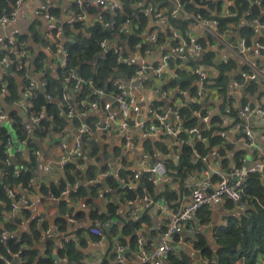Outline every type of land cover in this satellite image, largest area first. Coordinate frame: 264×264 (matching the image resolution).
I'll return each instance as SVG.
<instances>
[{"label":"crops","instance_id":"crops-1","mask_svg":"<svg viewBox=\"0 0 264 264\" xmlns=\"http://www.w3.org/2000/svg\"><path fill=\"white\" fill-rule=\"evenodd\" d=\"M113 1L118 4L120 11H123L124 6L135 10H139L140 7H148L152 0H135L132 3H126V0ZM90 5H93L97 11L88 12L87 9ZM168 7L170 6L168 5ZM79 9H81L85 18L74 20V15L81 13ZM162 10L161 17L151 18L149 16L144 26H137L133 23L127 25L123 32H118L119 34L110 40V44H113L119 50L121 48L125 49L126 58L124 59L130 60L132 64L147 65L148 67L156 66L160 63L163 52H168L173 47L170 45L173 42L170 36H165L166 39L162 43L157 41L152 43L148 40L149 33L156 32L157 37H159V34L166 30L168 20L165 13L168 9L162 8ZM101 12H106L105 8L95 4L92 0H80V4L78 0H23L17 7L15 20L4 26L0 25V110L6 115L0 123L7 129L8 136L11 139L8 158L18 153L22 156L23 161H27V163L19 162L15 168L14 177L17 179L22 171L28 170L30 172L28 184L32 180L28 186L23 185L19 180L10 182L5 186V199L0 197L2 216L0 220V241L11 236L19 239L22 233L31 236L33 234L31 224L33 223L39 229V235L36 237L37 243L33 241V247L38 249V255L40 256H46L47 252L51 250L55 264L65 261V256L60 257L57 252L59 248L70 241L73 243V248L79 252V260L82 264H116L115 243L124 246L123 256L125 261L135 260L136 250L129 246L130 235L123 232L129 221H139L136 228L134 226L131 228L142 237L145 247L153 249L161 242V230L163 224L167 221V212L172 207L189 200L191 187L197 180L203 178V170L211 167L227 171L233 166L250 165L256 154L264 153V133H262L263 142L261 145H256L248 162V153L242 145V131L235 128L236 124L242 121L238 115V109L241 106L250 104L254 107L264 108V86L256 80L242 81V70L236 63H234L233 68L226 71L215 67L216 63L221 62V56L217 54L216 47L209 46V36L201 28H191L190 34L201 45L202 52L198 53L192 46L187 47L184 58L172 59L168 66L162 68L161 76L166 82L171 79L178 80L179 78L190 77L191 79L186 81L187 86H196L198 82L196 76L192 73V68L198 66L206 72L207 84H215L217 77H225L227 80L223 82V85L218 86L216 84L215 87L210 88L208 98L204 104L212 115H222L225 118L224 124H218L225 132V136L224 138L220 137L222 146L220 144L213 146L205 154L207 156L206 160L192 156L191 160L194 164L197 160L201 161L200 170L188 172L189 174L187 173L183 182L175 175L177 169L171 165L173 163L176 166L179 163L181 147L170 145L169 139L164 138V134L159 133L151 137L142 136L138 138L135 146L126 151L122 139L115 129V124L119 121L118 113L116 119L110 122V130L104 134L93 130L94 122L103 121V114L96 109H87L86 114L82 117L65 118L59 114L65 120V124L60 129L54 128L55 123L52 117L48 116L47 120L53 123V126L50 124L47 133L42 137L30 136L32 121L27 113L28 82H35L36 87L41 90H44L47 85L53 91L52 93H55L54 95L57 94L60 85L59 69L62 55L61 50L55 51V49L48 46L49 40L46 34L49 23L51 21L55 22L61 39L65 40L68 37L63 36L62 27L67 26L66 28H69L70 31L74 30V21H83L86 27L100 24L103 22ZM138 29L139 32H137ZM229 29L228 32L235 34L236 39L237 29L234 26ZM131 37L139 39V42L133 45V49L127 45ZM9 41L12 43H9ZM18 42L24 43L27 49V60L23 64L24 73L22 75H17L13 70V66L12 71L7 72L1 60L5 54L10 58L19 59L15 52ZM147 43L151 44L150 47H147L149 51H141L140 46ZM207 51L213 53L211 59L213 64H199L201 54ZM39 53H42L43 57L37 61ZM35 61H37V64ZM179 65H185L188 68L187 71H183L184 73L181 74L178 70ZM10 73L15 76L19 98L9 101L6 98L2 80L4 76ZM152 76V71L146 74L147 85L144 86V89H148L158 82ZM1 87H3V90ZM172 97L170 96L168 99L171 100ZM54 102L57 107H60L59 103H62L58 95L55 97ZM11 103L15 104L18 109L20 107V109L5 112L3 104L9 105ZM114 111L116 112V109ZM11 113L16 115L21 124H25L23 128L27 129V133L25 132L26 137L22 141L18 140L17 131L12 125L15 120L10 116ZM91 117L93 120L88 122V133L90 136L92 135L91 140L95 142L92 146H96L97 151L96 154H93L90 147L86 148L83 145L82 139L81 149L71 155L69 161H67L74 163L80 170L76 183L70 184L65 179L63 164H60L59 160L61 157L67 156L66 154L74 148L80 125ZM45 118L46 116H44ZM263 118L264 116L252 114L247 118L246 123L252 130V128L261 124ZM0 143H3L1 139ZM30 144L32 147H29ZM243 151H245V155L242 153ZM243 158L245 161H243ZM143 160L146 162L161 160L168 170L167 179L153 183L152 191H144L142 195L135 194L131 199H127L122 196V192H117V189L110 190L109 187L100 185L101 187L97 191L95 189L91 190L93 193L88 191L89 193L84 196H77L76 194L72 196L71 194V192L77 191L76 187L82 184L84 180L85 183L83 184L95 186L98 184L97 180L104 182L106 177H119L121 170L129 172L123 176L125 186L135 190L136 183L139 181L134 184L129 177L132 170H137L139 162ZM103 173L108 175L103 177ZM2 176L3 173L0 169V179ZM60 180L66 181L65 189L68 190V193L62 194L63 190L61 195L57 197L50 194V192H43V189L49 188L51 185L60 182ZM11 192L14 193L15 198H13ZM166 193L169 195L174 194L175 198H167ZM145 195L150 197L151 203H148L144 198ZM28 196L39 197L42 202L41 205L37 209L23 207L21 201ZM18 201L20 207L14 209L12 205ZM81 203H84L86 207L81 208ZM110 203L117 207L114 214L108 212V204ZM244 213V210L237 208L231 201L207 206L196 217L193 215L189 218V223L183 232L185 234L174 236L171 241L172 252L175 251L177 254L189 253V255L198 253V250L193 248V241L198 234L205 236L210 248L216 250L217 244L213 240V236L211 237V234L215 232V228L224 225L228 217L238 218ZM71 216L75 219L74 222L70 220ZM15 220H18L19 224H16ZM61 220H64L67 224L66 229L62 231L59 230V226L62 224ZM94 227H98L103 231L104 239L99 240L97 235L90 232V229ZM175 237L177 240H175ZM182 241H184L185 249L174 250V244ZM0 259L4 261L6 258L0 254ZM202 259L199 256L196 257L195 261L203 264L205 261ZM164 264H167V260Z\"/></svg>","mask_w":264,"mask_h":264},{"label":"built area","instance_id":"built-area-1","mask_svg":"<svg viewBox=\"0 0 264 264\" xmlns=\"http://www.w3.org/2000/svg\"><path fill=\"white\" fill-rule=\"evenodd\" d=\"M23 0H16L15 7L10 10H4L0 15V25L4 26L9 22L15 20L17 7ZM95 4L105 8L106 12L114 13L119 10V6L113 0H92ZM170 6L171 16H178L182 19H187L188 24L186 30L176 28L168 22L166 30L170 33V38L174 42V46L168 52H163L160 63L156 66L148 67L147 65L139 66L136 74L132 76L129 81L118 80L117 87L122 91L116 94H109L104 92L101 88H95L91 79H83L78 76L74 69H69L62 78L61 93L58 94L60 101L59 114L65 118L82 117L86 114L87 109H96L103 114V121H96L93 124L94 131L106 133L110 130V122L116 119V114H119V121L115 124L117 134L122 139V144L125 150L133 148L138 138L145 136L151 137L159 133L164 134V138L169 139V143L172 146H178L180 144H187L189 146L194 145L197 140H204L201 135L200 128L190 127L183 128V117L179 108L184 103H199L201 100H205L206 94L205 83H207L206 72L198 66L192 68V73L196 76L198 82V89L194 95H190L186 89H180L181 96H175L174 89L166 88L162 90L166 81L161 76V70L163 67L168 66L172 59L184 58V53L187 47L192 46L198 53L202 52L203 48L196 42L193 36L190 34L191 28H201L209 36L210 47H216V52L221 56V63L228 64L229 60H233L234 63L242 70V81L256 80L264 86V20H260L259 17H252L247 22L255 29L254 36L247 37L241 36L239 33L236 35L228 31L219 32L217 29L218 21L209 19L208 17H202L199 14H194L187 11L184 8V4L180 0H161ZM206 4L216 5V8H212L210 12L219 17H235L237 12L232 9L234 0H205ZM80 4V0H78ZM218 5V7H217ZM145 15L159 18L163 14L162 8L152 9L150 7H141L139 10ZM264 15V8L261 12ZM85 15L81 12L74 15V20H83ZM130 19H125L124 22L118 25V32H123L127 25H131ZM180 25L179 23H177ZM114 25V21L111 22ZM238 22L234 21L229 23V28L234 26L238 29ZM47 38L49 40L48 46L51 49L61 50L60 66L67 67V52L62 48V42L60 32L54 21H51L48 25ZM189 30V32H188ZM230 31V29H228ZM238 31V30H237ZM188 32V34H187ZM187 34V35H186ZM148 40L152 43L157 41V33H149ZM9 43H12L9 41ZM7 47V45H6ZM100 47L103 52L108 49V40L103 39L100 42ZM211 49V48H210ZM149 50L146 49V52ZM16 54L19 57L21 63L27 57V49L24 43L18 42L16 44ZM2 62L7 67H12L13 61L7 54L2 56ZM124 61L130 64V60L124 59L119 55L117 61ZM24 64V61H23ZM185 65H179V72L183 74V71H187ZM152 71V78L157 83L151 85L148 89H144L147 84L146 74ZM236 83V81H235ZM3 90V87H1ZM38 89L35 82H28V93L31 95L32 91ZM83 89H87L90 94H95L98 99L90 100V94L81 96L78 98V94ZM173 96L171 100L168 98ZM47 99L51 100V95H46ZM154 98V99H153ZM208 98V95H207ZM55 101V98H54ZM206 102V100H205ZM115 106V107H114ZM66 107V109L64 108ZM31 108L30 101L27 104V110ZM205 110L194 109L193 115L200 121L209 126L211 120V112L204 106ZM116 109V112L114 111ZM264 116V108L254 107L250 104H245L238 109V115L242 119L241 122L236 124V129L242 131V145L243 147H251L253 145V134L249 125L246 123L247 118L252 115ZM44 116V111L41 110L36 113H31L30 118L32 122H37ZM6 115L0 110V121H2ZM219 121H216V125L224 124L225 118L220 115ZM93 120L89 118L80 125L78 129V135L75 138L74 148L59 160L60 164H64L69 161L70 156L77 153L82 146V134L87 132L88 122ZM93 131V132H94ZM183 133V135L181 134ZM218 135L224 138L225 132L220 130ZM92 139V135L87 138ZM6 152L10 155L11 139L9 136L5 139ZM38 153V152H36ZM245 155V151L242 152ZM192 156L206 160V155H200L197 151H193ZM243 161L245 159L243 158ZM8 163V160H7ZM264 168V153H258L252 159L250 165L233 166L229 170L206 168L203 170V178L197 180L191 187L189 193V200L172 207L167 212V221L163 224L161 230V242L158 243L153 249H149L143 245V240L140 235L136 233L135 250L136 259L133 261H125L124 258V246L115 243L116 264H164L168 254L172 252V239L174 236L181 235L186 229L185 227L189 223V218L195 215L199 210L212 204H224L226 201H231L237 208L245 210L247 206L246 201V181L250 174H258L264 177L262 170ZM142 174H147L148 180L152 183L159 181H165L168 177V170L165 163L161 160H154L146 162L145 160L139 162L137 170H132L129 179L135 184L140 179ZM108 174L103 173L102 176L106 177ZM125 183V180L120 179ZM32 180H30V185ZM100 182V180H97ZM125 186V184H124ZM107 191L106 189L104 190ZM68 193L65 189L62 194ZM13 198L14 193L11 192ZM144 198L151 203V199L148 195ZM23 207H30L37 209L41 205V199L39 197L28 196L22 201ZM14 209L19 206V201L14 202L12 205ZM81 208H85L86 205L81 203ZM71 221L74 222V218L71 216ZM90 232L97 235L99 240L105 238L103 231L94 227L90 229ZM115 241V240H113ZM15 257L19 258V253H14ZM6 264H9L8 259H4ZM234 264H245L244 257L235 254ZM258 264H264V257L258 256Z\"/></svg>","mask_w":264,"mask_h":264},{"label":"trees","instance_id":"trees-1","mask_svg":"<svg viewBox=\"0 0 264 264\" xmlns=\"http://www.w3.org/2000/svg\"><path fill=\"white\" fill-rule=\"evenodd\" d=\"M135 0H126V3H132ZM182 4H184V8L194 14H199L202 17H208L212 20H217L218 25L217 29L219 32H226L229 29V23L234 21L235 23H239L238 25V33L241 36L251 37L255 34V29L253 26L247 24L248 21L252 17H259L260 20H264V15L261 13L264 8V0H234V5L232 9H235L237 12V16L235 17H219L210 12V9L216 8V5L206 4L205 0H180ZM16 0H0V15L4 10L8 11L11 8L15 7ZM165 5L167 7H165ZM75 7V6H74ZM152 11L158 8H167V12L165 13L168 22L176 28H180L183 31L186 30L188 20L182 19L178 16H171L170 7L165 2L161 0H152L149 6ZM218 7V5H217ZM81 8V7H80ZM141 7L139 8V10ZM132 9L131 7L124 6L123 11L117 10L114 13L110 12H101V18L103 22L100 24H93L86 27L83 21H74V30H69V28L62 27L63 36L68 37L62 42V48L67 52V67H60L59 69V90L55 93L48 88L46 85L44 90L36 89L32 91L31 95L28 97V102L30 101L31 108L27 110L28 115L31 113H36L41 110L44 111V116L38 120L37 122H32L30 125V136H44L50 128V123L47 120L48 116H51L53 122L55 123V129H60L63 124H65V120L59 115L60 107H57V104L54 102V98L61 93L62 89V78L63 74H65L69 69H74L78 76L83 79H91L94 83L95 88H101L104 92L109 94H116L121 89L117 87L118 80L129 81V79L136 74V71L139 69V66L136 64H127L124 61H117L119 55L123 58H126L125 49L116 48L113 44H110V40L115 38L118 33V25L124 22L125 19H130L131 22L137 26H144L147 22V18L149 16L145 15L143 12ZM88 12H95L97 9L90 5L87 9ZM81 12V9H79ZM152 18V17H151ZM114 21V25H111V22ZM179 23L180 25H178ZM140 30L138 29L137 32ZM165 36H170V33L165 30L159 34L157 37V42L162 43L166 38ZM103 39L108 40V49L103 52L100 47V42ZM139 42L137 37H131L127 43L129 47L134 48V44ZM171 46H174V42L170 43ZM150 47L151 44H143L140 46V50L144 51L147 47ZM205 47V46H204ZM43 57L42 53H39L37 56L40 60ZM213 57V53L211 51L204 52L200 56L199 64L209 63L213 64L211 60ZM27 58V57H26ZM24 59L23 61L25 62ZM13 60V70L17 73V75H22L24 73V65L23 61L20 63L19 59ZM37 61L35 63L37 64ZM18 65L17 67L15 65ZM215 67H219L221 70L226 71L230 70L234 67V61L229 60L228 64L216 63ZM227 79L225 77H217L215 80V84H207L205 83L204 93L206 94L205 100L207 99L208 91L210 88L216 86L223 85V82ZM187 80L178 82L176 79H171L167 81L162 90L166 88L174 89L175 96H181L180 89H186V91L190 95H194L197 92L198 86H187ZM2 82H4V90L6 91L7 100L18 99L19 96L17 94V86L15 76L10 73L3 77ZM51 95V100L49 101L46 95ZM86 94H90L87 89H83L81 93L78 94V98L81 96H85ZM98 99L95 94H90V100ZM205 100H201L199 103H184L182 107L179 108L180 113L183 117V128L196 127L200 128L201 135L204 137V140L195 141L194 145H187L185 143L180 144V161L175 166L173 163L171 164L173 167L177 169L175 175L180 178L181 182H183L184 178L187 176V173L191 170H200L201 161L197 160L194 164L192 159L193 151H197L200 155H205L213 146L220 144L222 146V139L218 135V132L222 130L219 125H216V121H219V117L217 115L211 116V120L209 122V126L206 127V124L200 122L192 113L194 109L205 110L204 104ZM64 108V107H63ZM66 109V107L64 108ZM15 120L13 127L17 131V137L19 141H22L26 137L27 129L25 124H21L20 119L10 114ZM93 129V128H91ZM26 132V133H25ZM183 135V133L181 132ZM8 136L7 129L1 125L0 123V139L3 143H0V169L2 170L3 176L0 179V197L5 199V186L10 182L20 181L23 185L28 186V178L30 177V172L24 170L19 174V178L14 177V171L19 162L27 163V161H23L22 156L18 153H15L11 158H8V154L6 152L7 147L5 146V139ZM88 137L90 134L84 132L82 134L83 145L88 148H91V152L96 154L97 148L96 146H92L94 141H88ZM29 147H32L30 144ZM8 160V163H7ZM10 160V161H9ZM32 162V161H31ZM30 162V164H31ZM10 163V164H9ZM29 164V163H28ZM29 164V165H30ZM63 169L65 172V179L70 183H76V178H79L80 170L77 166L72 162H65L63 164ZM127 170H121L119 172V177H106L104 182H98L95 186L92 184L85 185V180L82 184H79L76 188L77 191L74 193L71 192L72 196L75 194L77 196H84L88 194V191L99 189L101 186H107L111 189H117V192H122V196L127 199H131L135 194L142 195L144 191H152L154 184L148 180L147 174H142L139 181L136 183L135 190H132L130 187L125 186L122 187L119 183L120 179H124ZM188 173V174H189ZM64 179V180H65ZM60 180V182L51 185L47 189H43L44 193L50 192L54 196L59 197L63 190H65L66 181ZM125 180V179H124ZM104 184V185H102ZM101 185V186H100ZM122 187V188H121ZM91 193H93L91 191ZM246 193V201L247 208L244 210L245 213L240 217H228L227 221L224 225H221L215 228V232L213 235V240L217 244V249L213 250L210 248L208 243L206 242L205 236L198 234L193 241V248L198 250V255L203 258L205 261L203 264H234V255L239 254L244 257L245 264H258V256L262 255L264 257V179L258 174H250L246 181L245 187ZM167 198H175L174 194H167ZM7 201V200H5ZM229 203V202H227ZM207 207L199 210L195 217ZM116 205L113 203L108 204V212L110 214H114L116 212ZM1 208H0V220H1ZM16 224H19L18 220H15ZM59 230H65L67 224L64 220H61ZM138 220L129 221L128 224L124 227L123 232L127 235L131 236V231L133 230L131 227L134 226L136 228ZM8 228V227H6ZM9 229V228H8ZM31 229L33 234L27 235V233H22L21 238L16 239L14 237H7L0 241V254L4 256L6 259L10 260L11 264H55V260L53 259L52 251H48L46 256H40L37 248L33 247L35 241L37 243V235H39V229L31 224ZM136 235V234H135ZM135 235L130 237L129 246L133 249L135 247ZM34 238V239H33ZM175 240L177 238L175 237ZM189 251V250H188ZM19 253V258L14 257V253ZM57 254L61 256H65V261L60 264H82L80 262V254L73 248V243L70 241L65 243L62 248L58 249ZM50 255V256H49ZM69 258H66V257ZM167 264H191V258L189 257V253H180L177 254L175 251L168 254ZM18 261V262H17ZM0 264H5L3 259H0ZM200 264V263H195Z\"/></svg>","mask_w":264,"mask_h":264},{"label":"rangeland","instance_id":"rangeland-1","mask_svg":"<svg viewBox=\"0 0 264 264\" xmlns=\"http://www.w3.org/2000/svg\"><path fill=\"white\" fill-rule=\"evenodd\" d=\"M165 7H167L165 5ZM1 97V96H0ZM3 109L4 111H8V110H12V109H18V107L11 103L9 105L7 104H3ZM20 109V107H19ZM18 109V110H19ZM264 133V118L261 122V124L255 128H252V134H253V139H254V145L251 147V148H247L244 146V149L247 151V157H248V162L250 161V157H251V153L253 151V149L256 147V145H261L263 140L261 138V134ZM185 234V233H182V235ZM214 234L212 233L211 234V237L213 236ZM184 241L182 242H177L174 244L173 248L174 250H179L180 248L181 249H185V244L183 243ZM199 252V251H198ZM189 257L191 258V264H195L196 263V257H199L198 253L194 254V255H189ZM203 260V259H202Z\"/></svg>","mask_w":264,"mask_h":264},{"label":"water","instance_id":"water-1","mask_svg":"<svg viewBox=\"0 0 264 264\" xmlns=\"http://www.w3.org/2000/svg\"><path fill=\"white\" fill-rule=\"evenodd\" d=\"M6 71H7V72H11V71H12V67H7V68H6ZM189 79H191V78H190V77H185V78H179L177 81H178V82H181V81L189 80ZM262 174L264 175V168H263V170H262ZM117 179H118V177H117ZM263 179H264V177H263ZM119 183H120V185H121L122 187L124 186V183H123L122 181H119ZM135 234H136V232H135V230L133 229V231H132L130 237H133Z\"/></svg>","mask_w":264,"mask_h":264}]
</instances>
